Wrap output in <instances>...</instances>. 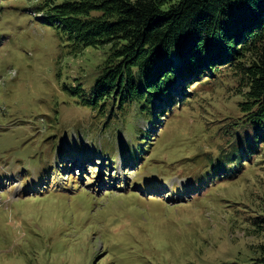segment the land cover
<instances>
[{
    "label": "rangeland",
    "instance_id": "rangeland-1",
    "mask_svg": "<svg viewBox=\"0 0 264 264\" xmlns=\"http://www.w3.org/2000/svg\"><path fill=\"white\" fill-rule=\"evenodd\" d=\"M34 6L0 0V264H242L263 239L264 140L232 179L207 172L247 125L230 65L176 79L188 94L160 127L102 121L74 90L108 47L67 55ZM130 124L150 133L142 156L127 155Z\"/></svg>",
    "mask_w": 264,
    "mask_h": 264
},
{
    "label": "trees",
    "instance_id": "trees-1",
    "mask_svg": "<svg viewBox=\"0 0 264 264\" xmlns=\"http://www.w3.org/2000/svg\"><path fill=\"white\" fill-rule=\"evenodd\" d=\"M31 1L34 14L53 28L67 55L108 47L97 75L89 76L90 88L74 90L75 102L102 121L134 114L160 127L188 94L172 93L176 79L196 75L194 82L202 74L209 79L230 65L244 90L241 110L247 125L234 131L231 151L207 172L213 168L232 179V172L245 166L242 159L259 152L253 145L264 140V0ZM135 133L127 155L142 156L150 133ZM254 221L251 229L263 239L242 264H264V210Z\"/></svg>",
    "mask_w": 264,
    "mask_h": 264
}]
</instances>
